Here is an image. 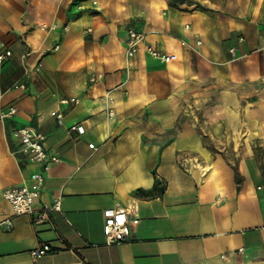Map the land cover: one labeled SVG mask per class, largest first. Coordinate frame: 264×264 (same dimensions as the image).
<instances>
[{
    "label": "crops",
    "instance_id": "obj_1",
    "mask_svg": "<svg viewBox=\"0 0 264 264\" xmlns=\"http://www.w3.org/2000/svg\"><path fill=\"white\" fill-rule=\"evenodd\" d=\"M130 26L145 35L133 60ZM7 50L0 264H264V0H0ZM22 125L62 159L33 205L60 198L61 211L40 223L3 196L41 167L13 154ZM117 207L129 236L108 245Z\"/></svg>",
    "mask_w": 264,
    "mask_h": 264
},
{
    "label": "built area",
    "instance_id": "obj_2",
    "mask_svg": "<svg viewBox=\"0 0 264 264\" xmlns=\"http://www.w3.org/2000/svg\"><path fill=\"white\" fill-rule=\"evenodd\" d=\"M145 40V35L143 32L137 30L134 27L127 28V39H126V57L129 60H133L137 53L139 52L142 43ZM239 41L243 42V36L239 37ZM185 44V42H182ZM200 44V41H197ZM147 52L154 58L168 63L174 61L178 58L175 53H167L160 51L152 46L147 47ZM230 54L233 59H237L236 48L231 47L229 49ZM11 55V51L7 50L4 53H0V64H3L8 56ZM98 78L92 76L90 80L92 82L96 81ZM76 98H65L61 102L64 104H70L76 102ZM106 102H112L113 97L110 92L105 96ZM109 115H113L114 111L112 108L108 109ZM17 113V108L15 106L9 107L7 110L1 112V120H6L7 118L15 115ZM58 119L61 122L62 114H58ZM71 131H79L83 133L85 128L82 125H72ZM11 136L17 141L16 149L13 154L16 156H24L31 162L40 164V170L34 172L30 178L25 180L20 185L11 186L4 190V199L11 205L13 216L20 215H34L35 222L40 223L44 221L49 212L61 211V199L57 198L52 204L46 202L41 203V208L37 211L34 210L33 205L36 202H40L42 199L43 188L45 186V181L51 167L54 163L61 162V157L52 153L48 150L45 144V136L39 130H35L29 125H22L14 127L11 130ZM94 149V145L91 144ZM105 221L103 225V232L106 238V244L111 245L114 243H120L128 238L129 232L127 229V222L129 218V213L127 210L120 207L108 208L104 211ZM8 225H11V219L6 220ZM54 248L49 243H44L40 247L32 251V255L37 258L45 255Z\"/></svg>",
    "mask_w": 264,
    "mask_h": 264
}]
</instances>
